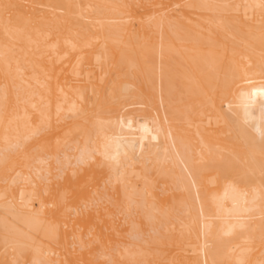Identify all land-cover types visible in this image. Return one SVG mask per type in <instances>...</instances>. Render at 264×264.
Masks as SVG:
<instances>
[{
    "label": "bare ground",
    "instance_id": "6f19581e",
    "mask_svg": "<svg viewBox=\"0 0 264 264\" xmlns=\"http://www.w3.org/2000/svg\"><path fill=\"white\" fill-rule=\"evenodd\" d=\"M0 264H264V0H0Z\"/></svg>",
    "mask_w": 264,
    "mask_h": 264
}]
</instances>
